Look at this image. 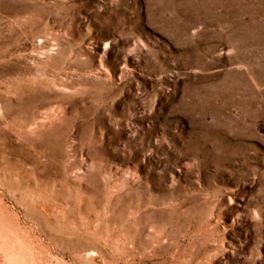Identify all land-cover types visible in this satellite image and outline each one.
Instances as JSON below:
<instances>
[{
	"label": "rangeland",
	"instance_id": "374dc122",
	"mask_svg": "<svg viewBox=\"0 0 264 264\" xmlns=\"http://www.w3.org/2000/svg\"><path fill=\"white\" fill-rule=\"evenodd\" d=\"M0 264H264V0H0Z\"/></svg>",
	"mask_w": 264,
	"mask_h": 264
}]
</instances>
